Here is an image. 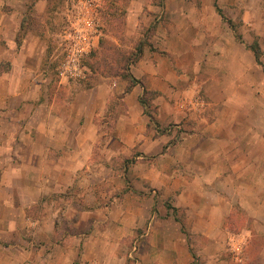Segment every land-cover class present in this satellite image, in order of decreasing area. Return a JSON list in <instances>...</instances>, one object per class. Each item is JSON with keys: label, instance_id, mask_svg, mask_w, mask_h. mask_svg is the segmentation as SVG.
I'll list each match as a JSON object with an SVG mask.
<instances>
[{"label": "crops", "instance_id": "obj_1", "mask_svg": "<svg viewBox=\"0 0 264 264\" xmlns=\"http://www.w3.org/2000/svg\"><path fill=\"white\" fill-rule=\"evenodd\" d=\"M177 1H163L166 20L178 24L157 26L154 49H143L131 63L129 72L138 82L122 97L125 107L117 130L104 138L121 147H136L141 161L131 167L137 173L133 183L137 191L146 186L151 191L142 196L126 192L118 206L111 204L124 226L112 225V210L98 203L102 195L92 187L73 214L71 209L60 211L52 199L45 213L30 215L31 205L65 192L79 171L89 168L92 148L81 146H93L103 136L97 120L107 110L111 86L101 82L77 92L69 106L70 112L78 111L72 117L77 126L66 130L49 128L48 116L62 119L51 106L38 105L24 114L18 136L23 144L13 145V139L8 146L0 144V264H228V243L240 242L230 243L229 238L241 236H232L228 221L239 209L264 233V128L257 127L249 111L255 81L241 84L239 77L241 71L255 69L254 54L235 38L213 1L203 8ZM174 5L184 14L175 15ZM238 7L245 9V25L264 26V17L257 22L249 2ZM183 8L197 10L199 17L187 16ZM37 79L30 76L24 86L31 88ZM2 86L14 87L16 82ZM144 90L156 92L151 99L155 127L148 128L147 107L138 99ZM43 108L44 117L34 123ZM3 109L0 122L10 121L14 127L19 119L9 118ZM32 132L49 142L38 148ZM10 136L17 139L0 131V137ZM157 191L185 211L184 226L163 200L161 206L155 203ZM60 215L73 217L72 224H61ZM131 255L133 261L128 259Z\"/></svg>", "mask_w": 264, "mask_h": 264}, {"label": "rangeland", "instance_id": "obj_2", "mask_svg": "<svg viewBox=\"0 0 264 264\" xmlns=\"http://www.w3.org/2000/svg\"><path fill=\"white\" fill-rule=\"evenodd\" d=\"M163 1L165 0H0V84L3 85L7 81L16 82L14 87H0V108L9 111L7 112L9 118H17L19 119L17 122L20 123L17 125L15 122L13 127L10 121L0 122L1 132L4 134L11 132L17 136V139L13 136L0 137V144L7 146L13 144L12 139L13 145H17L18 142L23 144V139H18V136L23 129L24 114L30 109L33 112L38 105L51 106L53 112H57L62 119L55 121L52 116H48L51 119L48 121L49 128L66 130L67 127H76L77 124L75 125L72 117L78 111L70 112L69 107L75 94L101 82L111 86L107 110L102 117L98 116L97 120L98 132L103 136H99L93 146L88 144L81 146L83 150L92 148L88 158L89 168L80 170L75 184L65 192L48 195L31 205L28 209L30 215L45 213V208L52 204V199L60 211L71 209L73 214L75 205L83 204L81 199L89 187H92L99 196L102 195L98 203L103 206L109 205L108 209L112 210V225L124 226L125 221L117 219L118 213L111 208V204L117 203L118 206L120 202L118 198L126 192L142 196L144 192L151 191V186L146 185L143 189L145 191H137L135 188L137 186L133 183L136 182L134 177L137 173L131 167L135 166L137 161H141V158L137 157L139 151L136 147H121L119 143H113L109 139L106 141L104 138L117 130L120 111L125 107L122 97L126 94L125 88L131 83L128 78L123 79V75L128 72L135 60L128 58L133 57V53L138 56L143 49H150V46L154 48L152 36L157 26L160 24L165 26L168 22L178 24L166 20ZM181 1L184 0L177 2ZM185 1L192 3L190 6L196 8H203L206 3L212 1L214 5L216 3L217 14L220 17V14H223L226 19L231 20L237 32L241 34L244 45H250L255 40L258 42L264 64V26L262 22L257 23L255 28L249 24L245 25L243 23L245 9L238 7L240 3L249 2L250 11L258 22L264 17V0ZM233 1L236 4L229 5L231 6L229 8L222 6ZM150 4L158 7L152 8ZM176 6L174 5L173 9L175 15L184 14ZM183 11L192 18L199 17L197 10L183 8ZM222 21L226 22L223 19ZM138 45L141 47L140 52L136 50ZM25 67L29 72L23 71L22 68ZM35 75L38 78L36 83L31 88L25 87L24 81ZM239 77L241 84L250 80L255 81V100L250 103L249 111L256 116L257 127L263 129L264 71L256 64L254 70L250 69L248 73L241 71ZM240 95H244L243 91H240ZM244 96H247V93ZM142 97L150 105L145 111L152 114L153 93H146ZM249 98H252L251 91ZM138 99L140 102V96ZM43 113H46L45 108L38 110L33 122H39L44 117ZM153 125L154 123L150 122L148 128L155 127ZM35 134L36 132H32L31 137L33 142L38 144V148L49 142ZM175 139L179 142V138ZM63 140L67 141L66 136ZM15 157L18 160L22 158L20 154H15ZM109 164L112 166L106 169L104 165ZM155 198V203L159 206L162 200L165 206L167 203L171 204L170 198L164 200L159 191L155 193ZM170 211L174 214L172 210ZM176 215L183 224L185 211L177 208ZM71 218L73 217L67 219L60 215L59 221L63 224L64 220H69L72 224ZM255 225L256 223L251 221L242 209L229 217L228 226L233 233L232 236L234 234L241 236L229 238L230 243L235 240L240 242L235 246L228 243L229 249L225 251L228 264H264V233L256 229ZM241 227L243 228L240 229ZM246 229H250L251 234L248 235ZM128 259L133 261V255L128 256Z\"/></svg>", "mask_w": 264, "mask_h": 264}, {"label": "trees", "instance_id": "obj_3", "mask_svg": "<svg viewBox=\"0 0 264 264\" xmlns=\"http://www.w3.org/2000/svg\"><path fill=\"white\" fill-rule=\"evenodd\" d=\"M215 6H216V3H215ZM218 12L220 13V10H219V9H218ZM220 15H221L222 19L225 20V21L228 23V25L230 26V28L232 29V31H233V33H234V35H235V38H236L237 40H239L240 42H243L242 37H241V34L237 32V30H236L235 26L232 24L231 20H230V19H226L225 16H223V14H220ZM245 46L253 52L256 63H257L258 65H260V66L262 67V70L264 71V64H263V62H262V60H261V50H260V46H259L258 42L255 40L252 44H250V45H245ZM150 49H154V48H152V47L150 46ZM136 50H137V52H140V51H141V47H140V45H138V46L136 47ZM132 56H133V57H131V58L129 57L128 59H132V58H133V60H134V59L136 58L137 54H134V53H133ZM123 77H124L123 79H127V78H128V79H129V82L131 83V85H132L133 83L138 82V80H137L135 77H133V76L131 75V73L129 72V70H128V72H127L126 74L123 75ZM131 85H129L128 87L125 88V91H124L125 93H127L128 91H130ZM150 92H151V91L144 90L143 93H142V95H144V94H146V93H150ZM152 93H153V97H155V95H156L155 93H156V92H152ZM142 95L140 96V102H141L144 106H146L147 108L150 107L149 103H148L147 101H145L144 99H142V98H143ZM152 99H153V98H152ZM149 116H150V122L155 124L156 121H155V119H154V117L152 116L151 113L149 114ZM166 207H167L168 209H171V210L174 212V214H173L174 218H175L177 221H179V222L181 223V225H183V224H182V220L179 219V217H177V215H176V213H177V208L174 207V206H172V205L169 204V203L166 204ZM152 211L155 212V208H154V206H153V208H152Z\"/></svg>", "mask_w": 264, "mask_h": 264}]
</instances>
